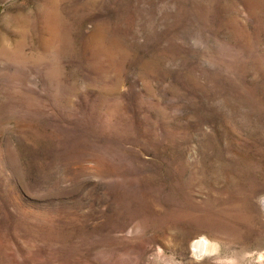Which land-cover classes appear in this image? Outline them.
Instances as JSON below:
<instances>
[{
	"label": "rangeland",
	"instance_id": "1",
	"mask_svg": "<svg viewBox=\"0 0 264 264\" xmlns=\"http://www.w3.org/2000/svg\"><path fill=\"white\" fill-rule=\"evenodd\" d=\"M0 264H264V0H0Z\"/></svg>",
	"mask_w": 264,
	"mask_h": 264
},
{
	"label": "bare ground",
	"instance_id": "2",
	"mask_svg": "<svg viewBox=\"0 0 264 264\" xmlns=\"http://www.w3.org/2000/svg\"><path fill=\"white\" fill-rule=\"evenodd\" d=\"M196 244L198 248H200L201 250H205L206 252L213 247V244L207 238H201L197 240Z\"/></svg>",
	"mask_w": 264,
	"mask_h": 264
}]
</instances>
